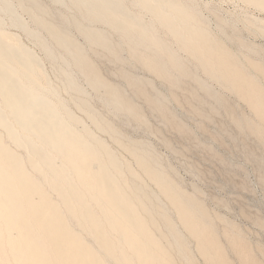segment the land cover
I'll use <instances>...</instances> for the list:
<instances>
[{"label": "bare ground", "instance_id": "1", "mask_svg": "<svg viewBox=\"0 0 264 264\" xmlns=\"http://www.w3.org/2000/svg\"><path fill=\"white\" fill-rule=\"evenodd\" d=\"M248 1L264 8V0ZM50 4L60 7L53 9ZM136 7L150 13L152 20L147 22ZM71 9L76 13L70 14ZM19 10L29 14L33 27ZM5 17L33 37L53 64L58 63L63 87L75 92V102L96 126L134 155L197 239L207 264H232L202 200L184 192L146 141L125 143L116 124L93 108L75 76L85 77L94 91L102 92L104 103L116 115L145 125V108L127 93L126 86L104 76L91 49L100 47L121 63L127 48L137 62L171 87L172 98H177L175 89L181 80L190 77L217 103L227 105L224 95L198 77L192 65L196 64V69L199 66L210 79L239 95L264 121L263 86L223 41L212 39L198 13L180 0H0V128L25 150L17 153L0 132V264H177L174 248L191 262L185 240L158 194L105 141L79 127L81 119L57 97L41 60L18 36L3 29ZM87 22L109 29H95ZM157 25L176 38L189 59L163 38ZM72 28L86 43L75 38ZM110 31L120 36V43L113 42ZM251 62L264 76V65ZM120 72L135 97L144 98L169 122L175 121L149 82L124 66ZM235 111L241 131L260 133L253 120ZM160 223L166 233H158ZM232 246L244 264H260L244 242L233 238Z\"/></svg>", "mask_w": 264, "mask_h": 264}, {"label": "rangeland", "instance_id": "2", "mask_svg": "<svg viewBox=\"0 0 264 264\" xmlns=\"http://www.w3.org/2000/svg\"><path fill=\"white\" fill-rule=\"evenodd\" d=\"M180 1L198 13L205 30H209V34L212 33L213 36L210 35L212 39L219 40L218 42L223 41L222 44H225L240 61L242 60V64L264 88V76L251 62L253 59L264 65V8L247 0ZM51 7L58 9L60 6L51 5ZM134 9L143 11L142 15L147 22L152 20V15L147 11L138 7ZM74 11L71 9L69 13L75 14L76 11ZM19 12L22 19L33 27L29 14L20 10ZM87 25L95 29H109L100 23L87 22ZM157 27L160 28L163 38L172 43L173 48L178 50L183 58L189 59L188 55L178 48L176 38L160 25ZM3 29L7 33L18 36L19 40L41 60L49 79L58 90L57 97L62 99L68 109L81 119L79 127L90 129L105 141L116 154L118 153L117 156L121 160L130 164L142 183L150 191L158 194L159 202L167 209L172 220L176 221L173 222L185 240L191 259L189 262L186 256L174 248L172 253L176 263L207 264L197 239L184 227L178 213L154 181L152 182V179L142 172L134 155L119 144L112 134L99 129L86 111L75 102V92L63 87L64 81L59 73L58 63L53 64L34 38L28 36L7 17L4 19ZM71 32L80 43H86L81 33L74 28ZM110 32L113 42L120 43V36L115 31ZM89 53L104 76L108 77L107 79L126 86L127 93L133 96L143 109L145 108L148 124H145L146 127L137 124V121H127L122 118L124 116L116 115L114 109L104 103L103 93L98 94L87 84L85 77L75 73L93 108L116 124L124 135L125 143L146 141L151 145L153 151L162 159L164 167L169 168L167 171L170 170L184 192L202 200L218 239L226 249V255L232 264H244L241 255L232 246L233 238L244 242L252 251L257 263L264 264V121L257 117L253 109L239 95L227 89L221 82L210 79L199 66L196 69V64L192 65L198 77L207 81L212 91L224 95L228 100L227 105L217 103L213 96L200 89L198 83L190 77L181 80V85L175 89L177 98L174 96L172 98L171 87L146 66L137 62L127 48L123 50L124 61L121 63L111 60L100 47H93ZM123 66L132 74L149 82L161 94L170 112L175 115L174 122H169L163 112L156 111L147 105L144 98L134 96L131 88L123 81L120 72ZM231 109L236 110L243 118L253 120L260 133L248 132L246 128L241 131L235 121L236 115H233ZM230 111L232 114H228ZM0 132L17 153L25 154L22 147L8 140L1 128ZM30 172L39 177L38 173L31 168ZM53 196L56 198L54 194ZM157 231L163 234L167 232V228L160 223ZM83 234L88 238L87 233L83 232ZM164 242L169 244L168 239Z\"/></svg>", "mask_w": 264, "mask_h": 264}]
</instances>
